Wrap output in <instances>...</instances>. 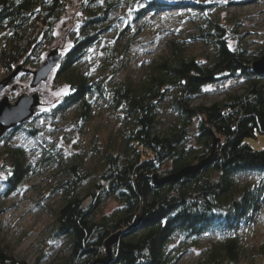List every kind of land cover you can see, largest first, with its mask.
<instances>
[{
    "label": "trees",
    "instance_id": "obj_1",
    "mask_svg": "<svg viewBox=\"0 0 264 264\" xmlns=\"http://www.w3.org/2000/svg\"><path fill=\"white\" fill-rule=\"evenodd\" d=\"M206 1L84 0L81 28L54 75L68 91L41 114L54 120L75 108L77 120L85 124L93 108L100 106L113 117L115 127L103 143L94 139L90 144L88 154L96 159L92 165L83 158L68 164L55 148H43L34 163L20 148L0 152L7 173L4 196L15 192L44 162L48 167L58 165L60 176L53 190L62 195V203L54 210L51 234L67 240L69 253L62 264H93L104 258L105 241L119 231L108 264H177L181 254L214 233L222 240H211L197 264H238L239 232L251 224L264 190V145L257 141L264 135V75L251 70L264 48L252 52L237 24L226 26L208 15L211 3ZM67 2L0 0L2 74L21 64L27 66L23 70L39 65L38 49L53 38ZM121 2H130L134 23L148 12L187 13L199 34H189L186 43L203 41L213 52L204 62L187 55L188 45L174 39L150 65L145 79L118 81L113 78L126 65L124 52L136 34L125 25L115 27L113 43L101 47V74L81 71L78 66L87 49L101 41L100 35L110 26L103 23ZM230 78L244 84L242 92L190 105L206 87ZM167 112H171L168 121L163 116ZM30 121L8 130V136L19 129L36 136ZM215 138L213 160L201 170L176 182L154 183V176L162 178L207 158ZM245 173L259 178L240 184L238 178ZM109 198L119 206L96 218ZM0 264L25 263L0 249Z\"/></svg>",
    "mask_w": 264,
    "mask_h": 264
},
{
    "label": "rangeland",
    "instance_id": "obj_2",
    "mask_svg": "<svg viewBox=\"0 0 264 264\" xmlns=\"http://www.w3.org/2000/svg\"><path fill=\"white\" fill-rule=\"evenodd\" d=\"M232 1L240 0H207L206 2L211 3L208 15L226 26L235 27L234 24H237L236 28L239 33L244 34V42L252 52L264 48V0L244 2L241 5L230 3ZM83 10L84 0H68L65 11L53 30V38L40 45L38 49L39 65L33 69L27 68L30 72L41 65L50 51L56 50L62 55L66 53L72 44V37L77 35L81 28ZM131 10L130 2H121L109 13L108 23L103 24L111 27L102 32L101 41L97 45L87 49L78 66L81 71H89L94 76L101 74L99 67L103 58L101 47L113 43L115 27L130 25L129 29L136 31L124 52L128 54L126 65L113 78L132 83H138L146 78L150 65L165 54L171 40L179 39L186 43L189 34H199L187 13H177L174 9L148 12L134 23ZM186 44L188 45L186 54L196 55L204 62L213 52L212 46L203 41ZM57 66L49 77L35 88L30 87L32 74L24 73L22 70L0 92V101L7 98L10 104H14L25 93L29 95L37 93L40 97L38 109L31 121L29 120L36 130V136H29L21 129L8 136L9 132L6 131L0 137V152L4 148H20L26 153L27 160L34 163L40 157L43 148L48 150L55 148L62 153L68 164L74 162L75 158H83L87 159V165H92L96 159L88 154L90 144L94 139L103 143L105 137L115 127L114 119L100 106L93 108L92 117L85 124L77 120L75 108L69 109L54 120L41 114L58 103L68 91V86L54 79ZM118 66L119 63L114 67ZM7 75L0 72V81ZM244 87L238 79H226L206 87L205 93L190 101V105L210 104L222 100L227 93H240ZM163 116L168 121L171 112ZM193 132L195 133V129ZM257 141L260 146L264 145V135L257 136ZM1 161L0 156V249L10 254L14 260L23 261L25 264H62L63 258L69 253L67 240L64 237L54 238L51 234L54 210L62 203V195L53 190L60 176L58 165L55 163L48 167L49 162H44V165L37 167L34 174L28 176L21 186L14 190L15 192L4 196L7 173ZM167 168L168 165H165L163 171ZM258 178L254 173H245L239 176L238 182L240 184L256 182ZM258 205L261 206L259 214L252 215V223L245 225L246 227L239 232L241 249L238 264H264V202ZM118 206L119 203L113 198L105 200L96 211V218L101 214L111 213ZM211 240H222V237L217 233L205 237L197 246L181 254L177 264H197Z\"/></svg>",
    "mask_w": 264,
    "mask_h": 264
},
{
    "label": "water",
    "instance_id": "obj_3",
    "mask_svg": "<svg viewBox=\"0 0 264 264\" xmlns=\"http://www.w3.org/2000/svg\"><path fill=\"white\" fill-rule=\"evenodd\" d=\"M62 54L57 53L56 50L50 51L41 65L33 71L24 70L32 74V82L30 87L35 88L41 81H45L52 70L55 69L61 59ZM23 70L22 65H18L10 74L0 81V92ZM251 70L255 74L264 75V51L260 57L252 62ZM40 104V97L37 93L22 94L14 104L8 103L7 98L0 101V137L8 130L16 128L28 121L36 113ZM217 138L213 140V147L210 155L198 162L195 165L182 168L176 173L166 175L162 178L153 177L155 184H163L168 182H176L185 176L195 174L204 166L209 164L214 157L215 146ZM122 231L111 235L104 243L106 255L104 258H97L93 264H108L112 258V246L117 243L119 235Z\"/></svg>",
    "mask_w": 264,
    "mask_h": 264
},
{
    "label": "built area",
    "instance_id": "obj_4",
    "mask_svg": "<svg viewBox=\"0 0 264 264\" xmlns=\"http://www.w3.org/2000/svg\"><path fill=\"white\" fill-rule=\"evenodd\" d=\"M257 203H259V202H257Z\"/></svg>",
    "mask_w": 264,
    "mask_h": 264
}]
</instances>
